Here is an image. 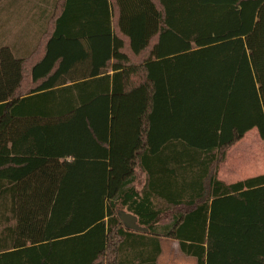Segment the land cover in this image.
Here are the masks:
<instances>
[{"label": "trees", "instance_id": "16d2710c", "mask_svg": "<svg viewBox=\"0 0 264 264\" xmlns=\"http://www.w3.org/2000/svg\"><path fill=\"white\" fill-rule=\"evenodd\" d=\"M78 2L0 47V264H264V173L216 175L264 140V0Z\"/></svg>", "mask_w": 264, "mask_h": 264}, {"label": "crops", "instance_id": "0c3cea01", "mask_svg": "<svg viewBox=\"0 0 264 264\" xmlns=\"http://www.w3.org/2000/svg\"><path fill=\"white\" fill-rule=\"evenodd\" d=\"M101 1L102 0H99V3H97L94 0H83V2L81 3L80 2L74 3V4L71 3L70 9H98L97 6L99 7V9H102L103 5L101 4ZM108 1H110V3L113 2V0H108ZM63 2L64 0H1L0 9H6V16L3 19L5 30L22 31V30H25V25L29 22L32 24V27L30 29L38 31L39 25L36 26V24H39L38 22L40 21V16H38V14L41 12V10L42 9H62ZM66 6L67 5H65V7ZM20 9H31L30 15L25 16V14H21ZM13 39L12 41L9 42L8 45L10 49L12 50L13 54L21 58L26 57L31 52L32 48L35 46L37 42L36 35L34 38L28 41H25L24 39H21V38L17 41ZM28 46L29 48H26ZM246 133L244 134V136L246 135ZM242 138L227 150L224 161L221 162L218 166V169L216 172L217 178L226 183H232L237 180L244 179L242 178V176H238L240 174H243L244 172L235 174L234 168H236V166L235 164H231L232 162L237 163V161L235 162L232 161L234 158L232 157V153L236 149L237 144L242 143V141H244ZM228 167H230V169ZM233 175H237L238 177L233 176ZM162 239L164 238H160V246H161V252H163L164 250L166 252L165 263L166 264H184L182 259L180 258V256H184V255L179 249L177 240L165 238L166 242L164 243V245H162V241H161ZM161 252L159 256L161 255ZM157 261L158 260H156V264H157ZM195 264H196V260H195Z\"/></svg>", "mask_w": 264, "mask_h": 264}, {"label": "rangeland", "instance_id": "374dc122", "mask_svg": "<svg viewBox=\"0 0 264 264\" xmlns=\"http://www.w3.org/2000/svg\"><path fill=\"white\" fill-rule=\"evenodd\" d=\"M49 9H46V11ZM31 9H20L21 14H25V16L30 15ZM54 13L53 9L49 10L50 13ZM6 16V9H0V47L9 46V42L13 40L24 39L28 41L35 37L36 30L26 29L30 23L28 22L25 25V30L19 31H7L5 30L3 19ZM26 48H29L26 47ZM244 141L242 143L237 144L236 149L232 153L233 160L237 161L235 164L236 168H234V173H242L238 176H242V178L255 176L258 174L264 173V140L259 138L258 132L255 128L251 129L246 133V135L242 138ZM230 169V167H228ZM238 177L237 175H233ZM234 180V179H233ZM143 183V176L140 175L137 186L140 187ZM162 245L166 242V239H162ZM184 255V254H183ZM180 256V255H179ZM184 264H195V258L190 256H180ZM185 259V260H184ZM157 264H166V252L165 250L161 252V255L157 259Z\"/></svg>", "mask_w": 264, "mask_h": 264}, {"label": "water", "instance_id": "95a60500", "mask_svg": "<svg viewBox=\"0 0 264 264\" xmlns=\"http://www.w3.org/2000/svg\"><path fill=\"white\" fill-rule=\"evenodd\" d=\"M120 221L129 229L138 232H147V228L137 223V217L126 211H119Z\"/></svg>", "mask_w": 264, "mask_h": 264}]
</instances>
